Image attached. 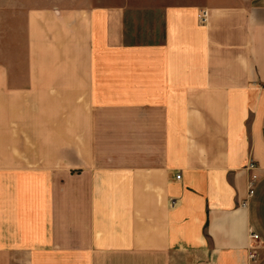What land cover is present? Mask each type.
<instances>
[{"label":"crops","instance_id":"crops-1","mask_svg":"<svg viewBox=\"0 0 264 264\" xmlns=\"http://www.w3.org/2000/svg\"><path fill=\"white\" fill-rule=\"evenodd\" d=\"M15 13L0 264H264V0Z\"/></svg>","mask_w":264,"mask_h":264},{"label":"rangeland","instance_id":"rangeland-1","mask_svg":"<svg viewBox=\"0 0 264 264\" xmlns=\"http://www.w3.org/2000/svg\"><path fill=\"white\" fill-rule=\"evenodd\" d=\"M63 0H0V41L5 38L7 41L14 44V22H15V11L20 8L27 7L28 9L36 7H46L51 6L54 2H61ZM76 1H85V0H76ZM122 0H92L96 3H117ZM10 37V38H9ZM11 43V44H12ZM14 53V49L11 50ZM15 56V55H14ZM13 56V57H14Z\"/></svg>","mask_w":264,"mask_h":264},{"label":"built area","instance_id":"built-area-1","mask_svg":"<svg viewBox=\"0 0 264 264\" xmlns=\"http://www.w3.org/2000/svg\"><path fill=\"white\" fill-rule=\"evenodd\" d=\"M200 17H201V20H202V21H206V19H207V12H206V11H203V12L201 13V16H200ZM180 178H181V174H179V175L177 176V179H180ZM254 179H255V177H254ZM254 193H255V190H254V183L251 182V185H250V192H249V194H250V196H253ZM252 237H253L254 239H258V238H259V236H258L257 234H253ZM251 257H252V258H255V257H256V254H255V253L251 254Z\"/></svg>","mask_w":264,"mask_h":264}]
</instances>
